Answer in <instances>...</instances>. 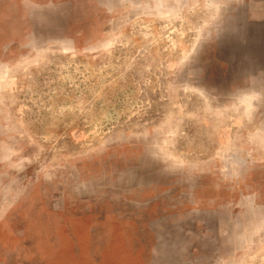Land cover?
<instances>
[{"label":"rangeland","instance_id":"374dc122","mask_svg":"<svg viewBox=\"0 0 264 264\" xmlns=\"http://www.w3.org/2000/svg\"><path fill=\"white\" fill-rule=\"evenodd\" d=\"M253 195L264 0H0V264H224Z\"/></svg>","mask_w":264,"mask_h":264},{"label":"crops","instance_id":"0c3cea01","mask_svg":"<svg viewBox=\"0 0 264 264\" xmlns=\"http://www.w3.org/2000/svg\"><path fill=\"white\" fill-rule=\"evenodd\" d=\"M253 195L250 198H246L244 200V205L240 210L229 211V208L223 213L222 218V226H221V242L222 246L225 247L226 261L224 264H230L233 259H227L228 256L232 255L231 253H235L239 255V252H246V250H254L258 245V241H256L257 237L264 236V203H260L257 201V197ZM259 203V204H258ZM239 213L235 215V213ZM213 217V216H210ZM254 228H257L255 230ZM212 229L209 230L208 244L211 246L212 241ZM189 247V246H187ZM235 256V255H234ZM202 264H212L211 261H201ZM229 262V263H228ZM194 260H184L181 258L178 262H174L173 260L168 261L166 264H196ZM234 264V263H231Z\"/></svg>","mask_w":264,"mask_h":264}]
</instances>
